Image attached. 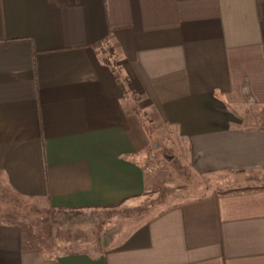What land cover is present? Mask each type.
Returning a JSON list of instances; mask_svg holds the SVG:
<instances>
[{
  "label": "crops",
  "instance_id": "0c3cea01",
  "mask_svg": "<svg viewBox=\"0 0 264 264\" xmlns=\"http://www.w3.org/2000/svg\"><path fill=\"white\" fill-rule=\"evenodd\" d=\"M149 124L212 185L97 243L2 220L0 264H264V0H0L9 193L57 215L136 208Z\"/></svg>",
  "mask_w": 264,
  "mask_h": 264
},
{
  "label": "rangeland",
  "instance_id": "374dc122",
  "mask_svg": "<svg viewBox=\"0 0 264 264\" xmlns=\"http://www.w3.org/2000/svg\"><path fill=\"white\" fill-rule=\"evenodd\" d=\"M149 127L155 144L149 151V158L141 157L140 161L147 177L154 183V189L136 208L125 206L105 212L57 215L9 193L0 182V221L24 222L30 235L43 237L49 243L54 238L76 240L81 245L85 242L97 243L104 234L126 220L131 221L146 212L151 214L169 204L192 198L212 185V181L193 173L189 156L179 144V139H174V134H167V128L159 131L154 125L149 124Z\"/></svg>",
  "mask_w": 264,
  "mask_h": 264
}]
</instances>
